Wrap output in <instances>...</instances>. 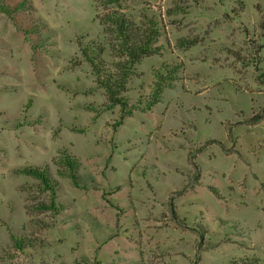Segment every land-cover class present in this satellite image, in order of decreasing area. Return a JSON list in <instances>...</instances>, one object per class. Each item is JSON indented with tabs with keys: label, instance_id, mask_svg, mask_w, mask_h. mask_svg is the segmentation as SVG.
Returning <instances> with one entry per match:
<instances>
[{
	"label": "rangeland",
	"instance_id": "obj_1",
	"mask_svg": "<svg viewBox=\"0 0 264 264\" xmlns=\"http://www.w3.org/2000/svg\"><path fill=\"white\" fill-rule=\"evenodd\" d=\"M30 1L56 44L35 50L0 14V264H264V119L251 123L264 115V0H125L158 22L160 52L136 66L140 107L120 125L79 46L104 40L101 2ZM64 152L90 189L64 177ZM30 166L48 167L71 207L38 210L50 199L18 172Z\"/></svg>",
	"mask_w": 264,
	"mask_h": 264
},
{
	"label": "trees",
	"instance_id": "obj_2",
	"mask_svg": "<svg viewBox=\"0 0 264 264\" xmlns=\"http://www.w3.org/2000/svg\"><path fill=\"white\" fill-rule=\"evenodd\" d=\"M99 1L104 9L97 15V18L104 26V40L94 39L87 43L81 39L79 46L84 59L92 68L98 86L105 91L108 101L106 109L120 108L121 116L117 122L120 125L126 118L133 116L140 107V104L134 106L130 103L129 84L135 74L136 66L143 59L160 52V48L157 46L160 30L158 22L153 18H145V21L137 22L132 16L126 15L123 9L125 0ZM241 9H243L242 3L240 4ZM34 11L35 8L30 0H0V14L7 15L19 30L25 33L27 38L29 37L30 40H28L32 44V48L36 50L47 46L51 50L56 44L54 41L55 31L49 29L43 19L34 17ZM108 51L113 61L108 62L106 60L105 54ZM256 69L258 71L257 80L261 85H264V65H256ZM177 71L178 68L174 67L169 71V75L162 72L157 73L150 100L142 110L149 111L161 102L165 89L172 85ZM89 109L101 111L94 106H89ZM263 119L264 115L258 113L251 119V123L258 124ZM59 163L67 170L63 174L64 177L68 178L75 188L87 189L89 187L90 189L93 184L91 182L93 176L84 178L80 173L81 162L79 159L68 152H64ZM18 172L37 179L40 182V192L49 194L50 202L48 204L39 203L37 205L38 210L54 211L60 214L71 207L68 202H56L62 185L61 182L55 181L48 167L30 166L19 169ZM174 213L176 214V212ZM203 234L205 235V232ZM204 235H202L203 239ZM14 240L17 249L21 251L35 246L30 239L14 238Z\"/></svg>",
	"mask_w": 264,
	"mask_h": 264
}]
</instances>
